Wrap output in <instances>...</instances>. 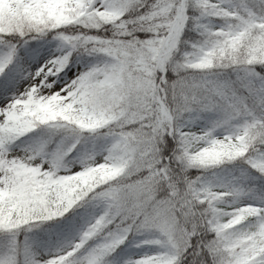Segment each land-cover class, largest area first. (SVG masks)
<instances>
[{
  "label": "snow or ice",
  "instance_id": "6c2138e0",
  "mask_svg": "<svg viewBox=\"0 0 264 264\" xmlns=\"http://www.w3.org/2000/svg\"><path fill=\"white\" fill-rule=\"evenodd\" d=\"M0 76V264H264V0H0Z\"/></svg>",
  "mask_w": 264,
  "mask_h": 264
},
{
  "label": "rangeland",
  "instance_id": "374dc122",
  "mask_svg": "<svg viewBox=\"0 0 264 264\" xmlns=\"http://www.w3.org/2000/svg\"><path fill=\"white\" fill-rule=\"evenodd\" d=\"M56 47H57V42L51 40V36H50L46 40L35 41V47L33 49L28 46L27 54L24 52V50H21V56H26L25 69L27 71L35 72V70L39 68L41 65H43L48 59L57 55L55 51ZM9 67L12 68L14 67V65H10ZM84 68L85 65L76 62L72 67H69L66 71H64L63 74L60 73L57 77L52 78L56 80V84L54 85V87L58 90L60 87L63 86V84L66 81H70L71 79H73L75 75L79 71H83ZM3 78H4L3 76H0V80H3ZM24 86H25V82L21 80L20 83L18 84V87L23 88ZM3 99L4 97L0 96V100ZM72 154L73 157L75 153ZM68 168L70 171H76V170H80L81 165L77 162L75 166H68ZM61 223H63V221H61ZM68 238L71 239V236H69ZM53 239H55V237H53Z\"/></svg>",
  "mask_w": 264,
  "mask_h": 264
},
{
  "label": "trees",
  "instance_id": "16d2710c",
  "mask_svg": "<svg viewBox=\"0 0 264 264\" xmlns=\"http://www.w3.org/2000/svg\"><path fill=\"white\" fill-rule=\"evenodd\" d=\"M141 35H143V34H141ZM51 35H49V37H50ZM184 39H186V40H189V41H191V40H194V39H196V33L195 32H185V35H184ZM34 41H31L30 43H29V45L33 48L34 47ZM72 63H70L69 65H68V67H70V66H72V65H74V63L75 62H77V57H76V55L75 54H73V56H72ZM85 61L88 59L87 57H84L83 58ZM82 65H85L83 62H80ZM68 67L67 68H65V70L64 71H66L67 69H68ZM64 73V72H63ZM62 73V74H63ZM174 146V145H173ZM166 152H167V149H166ZM190 176H193V177H195V176H197V175H200V172L197 170V169H191L190 171H189V173H188ZM79 211V210H78ZM46 226V225H45ZM123 247V249H124V252L125 253H127V250H128V248L126 247V246H122ZM119 251V250H118Z\"/></svg>",
  "mask_w": 264,
  "mask_h": 264
},
{
  "label": "clouds",
  "instance_id": "9594fccd",
  "mask_svg": "<svg viewBox=\"0 0 264 264\" xmlns=\"http://www.w3.org/2000/svg\"><path fill=\"white\" fill-rule=\"evenodd\" d=\"M205 43H209V41H206ZM199 49H197V50H195V51H193L192 53H191V56H192V59H193V62H195L197 59H199L200 57H199ZM19 156L21 157V158H27V154L26 153H24V152H20L19 153ZM33 164H36V165H40V166H47L48 165V162L47 161H45V160H41V159H33L32 161H31ZM75 164L76 163H74L73 161H68V163H67V167L68 166H75Z\"/></svg>",
  "mask_w": 264,
  "mask_h": 264
}]
</instances>
